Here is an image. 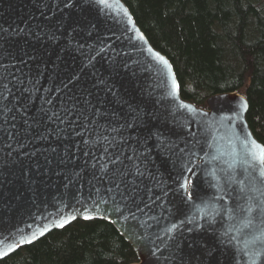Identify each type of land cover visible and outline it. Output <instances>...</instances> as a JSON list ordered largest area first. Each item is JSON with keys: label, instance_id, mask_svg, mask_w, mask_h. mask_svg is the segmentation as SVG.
Masks as SVG:
<instances>
[{"label": "water", "instance_id": "water-1", "mask_svg": "<svg viewBox=\"0 0 264 264\" xmlns=\"http://www.w3.org/2000/svg\"><path fill=\"white\" fill-rule=\"evenodd\" d=\"M0 63L9 79L17 74L40 90L27 109L38 127L26 132L15 109L0 121V251L11 245L10 255L33 234L36 241L91 215L112 221L131 243L139 257L132 264H262L264 146L248 124L247 99L217 93L203 108L183 98L170 61L122 0H0ZM72 94L147 152L156 187L151 177L130 183L131 173L99 178L105 193L119 183L116 196L139 209L137 220L126 210L94 209L100 196L84 167L91 152L76 150L82 138L71 131L57 135L64 125L36 115L42 96L59 107ZM24 102L21 96L17 108ZM82 168L80 177L69 175Z\"/></svg>", "mask_w": 264, "mask_h": 264}, {"label": "trees", "instance_id": "trees-1", "mask_svg": "<svg viewBox=\"0 0 264 264\" xmlns=\"http://www.w3.org/2000/svg\"><path fill=\"white\" fill-rule=\"evenodd\" d=\"M170 61L181 96L207 108L217 93L248 102L264 146V0H122ZM139 257L112 221L76 219L20 246L0 264H132Z\"/></svg>", "mask_w": 264, "mask_h": 264}, {"label": "snow or ice", "instance_id": "snow-or-ice-1", "mask_svg": "<svg viewBox=\"0 0 264 264\" xmlns=\"http://www.w3.org/2000/svg\"><path fill=\"white\" fill-rule=\"evenodd\" d=\"M104 50V46H101V51ZM163 60V57H160ZM2 65V63H0ZM12 74L9 73L5 68L0 67V121H5L8 117V114L12 112L13 109L19 114L20 118L24 119L26 125L25 131L27 132L32 127H38L33 118L28 117L27 109L32 104L34 96L40 90L36 87L34 81H27L17 74L12 78L9 77ZM12 85L20 92V96H13L12 100L9 101V97L13 95ZM67 87V86H66ZM71 89L69 88V92ZM25 94H27L25 96ZM25 97V102L21 108H17V101L20 100V97ZM79 97V99L77 98ZM47 105V107H45ZM75 114V120L71 126H68V121L70 117ZM37 116L46 115L47 120L53 123L59 122L60 125H64L63 128L57 129V135H62L65 131H71L73 136L81 137L82 140L76 145V150L83 149L84 156H89L91 152L90 160L85 162L84 167L90 171L94 172L93 179L89 181L91 187L96 189V194L100 196V199L94 201V209H98L99 206H105V212L108 208L111 207L112 212L123 215V211L126 210L129 213L127 219L133 221L137 220L136 211H133L132 206L129 203L128 197L121 195L118 199L116 192L119 190V183H117L116 188H108L107 193H105L104 186L100 184L99 178L105 177L106 174H110V177L122 178L123 176L131 173L134 179L130 182L135 184L136 177H151L155 183L152 184V187H156L159 184V181L156 180L155 176L149 171L146 161L148 160V154L145 151L144 147L140 145V142L137 140L133 143L128 137H125L122 132L123 129L113 127L112 122L110 121L107 124L99 123V109L91 103L90 100L86 97L76 96L72 94L71 96L66 97L65 102H62L59 107H56L53 104L50 96L41 97V106L36 114ZM15 119L16 117H12ZM76 122H79V131H76ZM0 129L5 128V124H0ZM43 138V137H42ZM131 141V143H129ZM255 147L256 145L253 144ZM114 149L115 151H109ZM125 152L129 153L125 157ZM125 159L129 163L125 164ZM215 159V157H213ZM260 161L264 163V155L259 157ZM120 165H123V171H121ZM112 166H115V169L112 170ZM84 171V168L80 171H73L69 175L73 179L80 177ZM71 182V181H70ZM99 185V186H97ZM151 191V189H149ZM110 201V204H109ZM123 205V209L120 206ZM87 211V209H83ZM85 220L94 219L91 215H83L82 217ZM72 219H76L75 216ZM71 221H64L57 225V227L63 228L66 223ZM44 233L41 232V235ZM37 237L33 234L31 239L21 241L16 244V248L20 247L23 243H32ZM15 249L9 245L6 251H0V258L8 255L10 252ZM262 264H264V258H262Z\"/></svg>", "mask_w": 264, "mask_h": 264}]
</instances>
